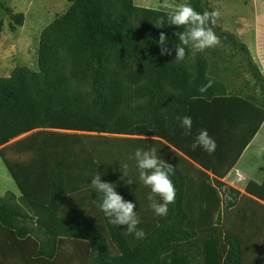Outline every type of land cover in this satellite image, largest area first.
Listing matches in <instances>:
<instances>
[{
	"label": "trees",
	"instance_id": "1",
	"mask_svg": "<svg viewBox=\"0 0 264 264\" xmlns=\"http://www.w3.org/2000/svg\"><path fill=\"white\" fill-rule=\"evenodd\" d=\"M66 1L40 32L37 69L0 77V158L20 193L13 202L0 196V264H264V178L248 180L243 193L222 181L264 120V75L245 44L221 31L218 17L210 27L225 47L186 50L178 61L174 32L182 28L157 25L164 10ZM189 3L217 11L207 0ZM0 8L11 31L22 26L23 13L1 0ZM240 69L251 88L235 87ZM185 115L193 120L187 135ZM201 129L216 141L211 155L192 147ZM152 147L174 167L167 216L149 207L151 189L133 158ZM97 171L136 204L143 239L99 209L89 187Z\"/></svg>",
	"mask_w": 264,
	"mask_h": 264
},
{
	"label": "clouds",
	"instance_id": "2",
	"mask_svg": "<svg viewBox=\"0 0 264 264\" xmlns=\"http://www.w3.org/2000/svg\"><path fill=\"white\" fill-rule=\"evenodd\" d=\"M161 8L165 12L163 16L157 19V25L167 24V26L182 28V30L174 32L175 37L179 40V44L174 46L177 53L175 60H184L186 50L195 54L219 43V37L210 27V24H215L216 19L219 17V11L199 12L189 2L171 8L167 0H163ZM167 40L168 36L161 33L159 44L166 45ZM161 54H165L163 49ZM212 85L213 82L209 80L207 84L200 86L198 91L204 94ZM180 125L185 130L186 135L191 134L192 117L183 116L180 118ZM192 147L194 149L200 147L211 155L215 152L217 144L215 139L209 135L207 129H201L196 135ZM133 158L139 181L151 189L147 195L149 207L156 216H167L169 205L175 202L176 197V189L172 181L174 167L159 157L155 147L137 149ZM124 168L123 176H128L126 171L128 165L125 164ZM236 179L239 181L240 177L237 176ZM90 180L89 187L94 189L96 195L99 196V209L108 218L109 223L114 226H126L128 234L134 235L136 239H143L146 234L142 228L138 227L141 219L138 211H134L136 204L132 201H125L117 193L116 184L102 180L101 172L97 171ZM127 183L131 184L132 180L129 179ZM220 191L226 192V188L223 186Z\"/></svg>",
	"mask_w": 264,
	"mask_h": 264
},
{
	"label": "rangeland",
	"instance_id": "3",
	"mask_svg": "<svg viewBox=\"0 0 264 264\" xmlns=\"http://www.w3.org/2000/svg\"><path fill=\"white\" fill-rule=\"evenodd\" d=\"M14 13H23L24 22L16 30L9 29V16L0 8V19L3 20V32L0 39V77H8L16 66H26L36 70V54L39 35L57 15L64 12L68 6L66 0H1ZM209 6L219 11L217 26L221 31L235 35L238 41L245 44L251 60L264 75V0H207ZM139 7L161 8L159 0H133ZM171 8L189 2V0L167 1ZM165 11V10H164ZM217 48L225 47L216 44ZM215 47V48H216ZM243 54V53H242ZM237 58L242 60L241 55ZM243 68L246 67L244 63ZM234 85L238 88L250 87L254 80L250 73L239 70ZM233 80V79H230ZM247 81V83H245ZM260 89L256 91L259 92ZM250 93L252 89H246ZM255 162L253 163V165ZM244 184V183H242ZM0 196L18 197L19 192L0 158ZM13 202V200L11 199Z\"/></svg>",
	"mask_w": 264,
	"mask_h": 264
},
{
	"label": "crops",
	"instance_id": "4",
	"mask_svg": "<svg viewBox=\"0 0 264 264\" xmlns=\"http://www.w3.org/2000/svg\"><path fill=\"white\" fill-rule=\"evenodd\" d=\"M259 95V92L256 91ZM253 94V91L250 92ZM256 94V95H257ZM255 164L253 165V163ZM234 170L238 171V174L242 178V180L238 181L235 177ZM231 177L234 179L230 180ZM264 178V120L261 123L259 129L252 137L250 142L244 148L243 152L237 159L235 165L230 170V172L225 176L222 180L230 187L237 189L241 193L244 192V185L248 180H254L260 182ZM244 183V184H242ZM5 197V196H3ZM20 197V193L18 197H11L13 201H18ZM9 201V197H7Z\"/></svg>",
	"mask_w": 264,
	"mask_h": 264
}]
</instances>
